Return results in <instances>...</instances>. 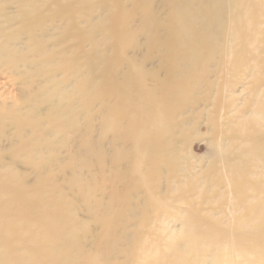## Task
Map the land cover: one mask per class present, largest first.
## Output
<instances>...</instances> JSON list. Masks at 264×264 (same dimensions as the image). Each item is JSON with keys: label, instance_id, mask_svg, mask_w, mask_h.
Wrapping results in <instances>:
<instances>
[{"label": "bare ground", "instance_id": "1", "mask_svg": "<svg viewBox=\"0 0 264 264\" xmlns=\"http://www.w3.org/2000/svg\"><path fill=\"white\" fill-rule=\"evenodd\" d=\"M154 2L0 0V70L9 68L20 90V96L0 93V264H106L79 243L89 233L79 232V203L88 214L100 213L95 222L107 235L93 237L95 248L113 251L115 232L131 221L122 219L121 210L132 194L142 191L150 202L158 192L163 200L189 194L185 185L198 174H192L196 166L183 156L182 143H190L201 124L210 132L212 163L230 150L242 154L244 141L264 139V130L254 128L243 132L244 140L235 136L241 144L228 148V116L238 111L231 109L234 99L245 91H252L254 102L264 99V0H157L159 11ZM251 122L260 125L259 118ZM105 141L110 148L102 146ZM249 158L264 176V158ZM119 167L124 171L112 175L107 191L106 170ZM21 169L38 175L30 180ZM96 185L109 201L95 197ZM192 195L188 209L195 216L203 194ZM262 195L251 202L264 201ZM222 207L235 213V230L251 220L241 232L245 240L234 241L231 251L264 243V202L242 210ZM181 225L190 237V222ZM244 256L235 257L238 264ZM217 257L208 263L197 254L192 261L217 264ZM220 258L226 262L228 256ZM165 260L190 264L181 255L158 259Z\"/></svg>", "mask_w": 264, "mask_h": 264}, {"label": "rangeland", "instance_id": "2", "mask_svg": "<svg viewBox=\"0 0 264 264\" xmlns=\"http://www.w3.org/2000/svg\"><path fill=\"white\" fill-rule=\"evenodd\" d=\"M154 1L153 9L159 11L161 6L156 4L157 0ZM159 17L161 18L162 15H159ZM10 73L11 70L9 68H2L0 70V93L4 92L10 95L18 93L17 95H19L20 90L13 83L12 79L14 77ZM231 79L234 80L233 77ZM251 92L245 91L244 95L233 101L234 105L231 109L236 107L238 108L237 112H242V114L246 115L240 116L236 110L229 114L228 118L230 121L228 128L231 137L228 141L231 142V145L228 148L241 144V140L235 136L239 135L244 140L246 134L243 132H249L254 128L264 130V117L262 116V113H264V99L261 102H254L252 98H249ZM261 94L264 98V89L261 91ZM211 110L210 105L205 110L204 116L207 111ZM204 116L200 122L203 121ZM257 118H259V126L255 122H251V120ZM246 122H251L248 128H246ZM220 127L221 122L218 123V128ZM238 128H242V134L236 132ZM94 129L96 130L95 134L97 136V132L99 131L97 123L94 125ZM207 129L204 124H201L200 128L192 133L193 139L190 140V143H182L186 145V147L182 146L183 156L190 159V167L192 165L196 166L192 170V174H198V179L191 186L185 185L189 189V194L185 191L183 195L170 196L166 200H163L164 196H161L160 192H158L153 197L152 202H150L142 191L132 194L133 197L130 198L127 207L121 210L122 219L131 221L125 227H119L115 232V238L118 239L119 243L113 251H109L106 248H95L93 237L99 234L107 235L97 224V221L95 222L100 213L97 216L88 214L87 209L83 208L81 203L78 204L75 218L81 226L79 232L83 231L84 228L89 231L87 235L82 233L81 241L79 242L83 244L87 254L96 252L102 255L106 264H136L139 261L142 264L141 260L145 261L146 264H169L167 260L163 261L164 263H159V257L167 258L174 255H181L189 259L190 264H197L198 261H192L193 257L197 254H201L203 256L202 259H205L208 263L212 261V256L218 255L217 264H238L239 259L235 257L240 254H245L248 258L242 260L243 263L241 264H264V243L260 247L249 248L240 252L229 249L234 241L245 240L241 232L251 220L244 219V222L240 225L242 230L238 231L232 228V217L235 213L232 215V213H224L223 210L219 211L223 209L222 206L227 205L232 209L233 205H239L240 210H242L244 205L247 207L248 204H263L264 201L258 199L263 198L264 176L259 174L260 168H257L256 164L251 162L249 155L253 158H264V139L244 141L245 145L241 147L242 154H238L236 150H230L229 155L227 153V157L224 160L212 163L211 147L207 144V140H210L208 136L210 132H207ZM111 137L112 134H110ZM216 137L218 139L220 138L219 132L216 134ZM102 146L110 148V141L103 142ZM124 148L128 147L126 146ZM118 151L119 148L116 147L113 159L116 157ZM106 153L107 157L111 156L109 150H106ZM65 156L62 155L61 158H65ZM111 169H107L105 174L108 177L104 184L107 191L109 190L112 175L115 172L124 171L121 167L115 170ZM21 170L28 175L30 180L36 179L38 175L26 169ZM96 170L97 168H94L91 173L85 174L84 178H89L96 173ZM53 173L57 174L58 170L53 169ZM162 174L166 175L165 171H162ZM69 177V174L65 176V178ZM164 182L165 179L160 178L159 187L163 190L165 189ZM179 182H182V179ZM229 182L230 186L226 188ZM57 183L62 185L63 179L57 178ZM174 185H177V183ZM118 187L120 186L118 185ZM100 188L101 185H96L95 197H102L103 201H109V194L105 193L102 196L99 192ZM194 191L195 194L199 191L203 194L200 205L197 208L201 212L195 216L188 209V205H190L189 201L196 200L195 195L191 196ZM67 193L69 197V191ZM260 195L262 196L256 201L251 202L252 198ZM174 197H177L178 200L172 199ZM202 202L204 204H201ZM209 211L210 213L207 214ZM184 220L189 221L192 225L193 234L190 237L184 234V228L181 225ZM205 220L212 223L216 222L226 232L217 231L212 224ZM142 222H145L144 225L141 224ZM67 236L69 239L75 240L72 233L67 232ZM169 237H173L174 239L172 240ZM184 240H188L189 243L180 249L178 246ZM190 249H194L195 253H190ZM136 254L138 258L135 261H130L129 258H134ZM226 254L228 258L224 262L220 257L226 256Z\"/></svg>", "mask_w": 264, "mask_h": 264}]
</instances>
